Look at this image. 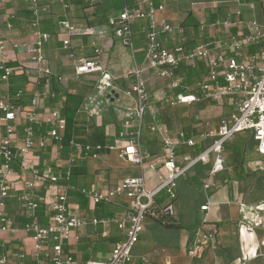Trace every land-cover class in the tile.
<instances>
[{"label": "built area", "instance_id": "obj_1", "mask_svg": "<svg viewBox=\"0 0 264 264\" xmlns=\"http://www.w3.org/2000/svg\"><path fill=\"white\" fill-rule=\"evenodd\" d=\"M11 0H0L1 8ZM14 1V0H12ZM32 10L36 20L32 23L35 28L34 38L31 42L9 41L18 51H24L25 55L17 66H12V59L8 56V43L0 27V82L9 83L11 75L26 68L31 76V82L36 86L35 93L27 105L15 103L23 95L18 91L14 96L8 94L0 98V264H8L9 256L5 250V240L2 233L17 231L11 226L7 213V202L15 197L23 207L27 208L30 220L26 222L24 230L28 231L34 239V247L31 252L37 264H44L50 261L51 264H75L74 257L64 250L65 242L72 239L76 229H82L92 224H108L110 219H88L74 214L69 204V191L72 189L70 182L73 177L72 167L76 163L78 155L86 157L96 156L105 147L101 144H93L70 139L67 153V169L65 175L55 173L50 167L43 170L31 167L29 154L34 149H45L51 143L56 145L59 151L65 149L64 135L67 128L66 119L63 117L60 107L45 108L42 105V98H55L60 96L52 89V79L56 76L59 82L65 83L70 77L65 74H55L51 69L48 58L45 54V46L51 35L41 30L40 17L47 11L48 0H21ZM85 3L94 4L102 0H83ZM264 11V0H260ZM59 3L66 11L69 8V0H59ZM252 8L256 4L250 3ZM161 8V7H160ZM158 8L154 1L147 2V10L130 8L125 6L118 14H111L108 17V25L112 28L114 35L121 39L125 46L132 50L134 55V29L133 22L136 20L145 21V48L142 63L136 61L134 56L133 83L131 91L135 98L136 107L128 112V118L124 121L127 130H123L119 137L126 138V143L118 151L121 159H127L137 164L142 169L146 168V156L142 153V133L144 129L143 119L149 112V91L147 80L143 76L145 70H154L155 74L169 81V86L181 90L171 103L193 104L203 99L220 101L231 100L232 111L227 116L220 117L217 133L209 130L199 134L204 140L207 136L214 137L213 142L205 148L199 156L184 158V164L178 163V149L184 145L194 146L197 144L196 137L189 136L184 131L174 135L170 129L158 121L156 116L151 115L148 128L152 133H158L162 138L164 147L163 155L156 157L150 168L156 170L162 166L167 174L157 172L158 182L150 187L145 174L140 176H129L122 182L106 191L81 188L80 192L93 203L115 204L119 197H126L129 200L127 212L123 219L115 220L118 227L124 231L123 239L115 244L109 257L104 261H89L88 264H133L136 258L133 253L134 246L140 242L144 231V223L148 218L154 220L162 213L158 209L155 200L162 192L168 194L170 204L163 209L178 222L175 212V201L177 199V182L187 175L189 169L199 162H209L214 155L210 175L224 170L225 155L224 145L230 139L236 137L240 132L251 131L256 140V151L264 156V22L257 19L243 21L238 19L237 26H248V32L244 30L226 37L217 38L194 48H187L184 45L167 47L161 34L172 35L175 32L184 33L182 25L157 22L155 12ZM7 20V27L13 28L11 13H4ZM225 26H232L231 15L223 20ZM1 23V22H0ZM60 25L66 30V37L62 40L63 48L70 50L69 58L75 62L73 74L76 78L88 75H97L96 93L99 97H107V94L115 88V82L102 64L94 58L77 57L72 48L71 35L77 33L78 29L71 24L67 17H64ZM207 23L201 21L200 28L205 29ZM94 28H87L81 34L93 32ZM242 30V29H241ZM94 54L98 55L100 50L97 42L93 44ZM204 63L206 73L203 78L189 84L187 77L190 70H196L199 64ZM187 68V71H183ZM130 75H126L128 79ZM44 80V89L40 85ZM45 113L47 116L45 117ZM20 121L24 125H20ZM42 124L48 125L44 134L37 136V127ZM22 126L21 134L19 128ZM134 128V130H131ZM110 148H113L110 146ZM20 158V171H31L33 179L25 181L23 189L17 194L13 193L15 177L14 162ZM61 179H64L61 181ZM50 181L56 185L57 193L50 202L52 217L48 226L39 223L38 209L41 198L37 190V184ZM209 181L204 183L209 188ZM209 203L201 206V210L208 209ZM254 226H258L259 216H254ZM195 240L189 247V252L194 256L204 246H209L213 251L218 248L214 231H204L199 228L195 232ZM51 242H53L51 244ZM25 258V254H19ZM138 264H162L152 256L142 254L137 257ZM244 263V262H243ZM242 263V264H243Z\"/></svg>", "mask_w": 264, "mask_h": 264}, {"label": "crops", "instance_id": "obj_2", "mask_svg": "<svg viewBox=\"0 0 264 264\" xmlns=\"http://www.w3.org/2000/svg\"><path fill=\"white\" fill-rule=\"evenodd\" d=\"M79 1L86 4L83 0H69L70 6L64 11L59 0H48L47 11L43 12L42 15L54 14L55 19L67 17L71 24L77 27L78 32L76 34H80L87 28H90H86V25H83V17L86 12L92 14V11L85 12L81 8V5L77 4ZM102 1L109 3L108 16L118 14L123 9L119 11L111 9L113 0ZM128 1L129 4L127 6L130 8L136 7L147 10V2L150 0ZM155 1L161 6L155 12L154 17L157 22L166 21L182 25L185 29L184 33L161 34L160 37L167 47L184 45L187 48H194L218 36L226 37L243 30L248 32L250 29L248 26H237L235 22L238 19H243V21L247 22L251 21V19H257L264 22V11L260 0ZM126 2L127 0H125ZM250 3L256 4V7L252 8ZM23 8L28 7L21 0H11L1 8L0 27L4 40L8 43V56L12 59V64L14 65H18L24 57L25 52L16 50L9 41L14 40L15 42H19L22 40L31 42L34 38L33 27L28 25L29 18L26 17L25 14L27 12ZM5 12H9L13 16L11 18L13 28L7 27ZM227 15H231L232 17V21L234 22L232 26H225L222 23V20ZM201 21L207 23L205 29L202 30L200 28ZM15 23L18 25H15ZM144 24L145 21L143 20L133 22L134 55L133 53H129V48L125 46L121 39H118L114 35L112 28L108 24L92 27L94 28L93 32L84 34L87 37L80 36L74 38L72 40V47L75 46V55L76 46L81 44L83 53L87 46L93 48L92 44L96 41L100 53L98 55L95 54L91 58L99 61L102 67L111 74L113 81L116 83L120 79L125 78L126 74H131L135 61L134 56L136 61L139 63L143 62L145 48ZM40 28L42 30V26ZM54 30L55 34H50L51 37L45 46V54L53 72L70 77V80L64 83L67 87L79 78H76L73 74L75 62L72 58H69L67 51L63 48L62 40L66 37V30L60 25L59 21L54 24ZM79 57L85 56L81 54ZM183 71H187V68H183ZM190 73L191 70L187 75ZM3 88L5 91L4 94L3 92L0 93V98H5L8 94L13 96L17 94L9 90L10 81L3 84ZM35 89L36 86L32 82L25 84L23 88V100L21 101L23 105L30 103ZM112 90L120 94L114 101H111L108 97H99L94 88L93 92L80 105L75 118L77 127L81 132L80 137L90 143L95 139L89 138L90 136L88 135L98 134V140L95 141L103 145L105 149L96 156L90 155V157H86L82 154H77L78 158L71 169L73 177L70 182L72 189L69 191V204L77 216L88 219H92V217L110 219L108 224L105 225L92 224L82 229H76L73 232L72 239L65 242L64 250L74 257L75 264H88L89 261L93 260L104 261L109 257L113 247L123 239L124 234V231L118 227L115 220L124 218L129 205V200L126 197H119L115 204L90 202L80 192L81 188L106 191L122 182L126 177L140 176L141 174H145L149 186L154 187L158 182L156 178L157 172L167 174V170L162 166H158L156 170L149 167L156 160V157L164 153L161 136L158 133H152L148 128L150 116L154 115L158 121L168 128L170 126L159 119L158 109L155 107L153 109L149 106V120L147 125L144 126L142 133L141 149L143 155L146 156V168L142 169L130 160L119 157L118 151L126 143V138L121 139L119 134L123 130H127L124 121L128 118V112L136 107V102L134 96L119 84ZM61 95L65 98L64 93H61ZM14 102H16L15 99ZM41 102L45 108L54 107L46 105L45 98H42ZM217 103H221V112L224 113L220 117L227 116L232 111L234 105L231 100L227 99L217 101ZM46 116L47 113H45ZM219 121L215 127L210 125L204 130L206 132L214 130L217 133ZM20 123V125H24L23 121H20ZM22 126L19 128L20 134ZM40 127L37 136L50 128L46 124ZM204 130H198L193 127L187 132L183 129L178 130L172 127L170 131L174 135L179 131H184L187 135L196 137L197 140V145H184L178 149V163L180 165L185 163V157L195 155V152L199 151L201 147L206 148L213 142L214 137L212 136H207L204 140L199 137V134L205 132ZM250 135H252L251 132ZM252 136V148L256 151V140L254 135ZM233 140L234 138L230 139L224 145L225 162L222 172L210 175L214 159V155H212L209 162L195 164L189 169L186 176L178 180L176 186L177 199L175 201V212L178 222L174 227H168L152 218L146 219L144 231L141 235L142 238L133 249V253L136 255L133 264H138L137 257L142 254L150 255L162 264H242L243 262V264H264V259H261L262 253L264 254V209L262 208L264 205V195L257 199L250 195L253 191L249 187L252 185H249L250 183L247 186L242 184L250 168L244 159L245 152L243 147H241L244 153L243 163L238 166L235 165L232 152L227 149V144ZM110 146L113 148H110ZM68 151H59L56 145L51 143L45 149H34L29 154V162L31 167H36L40 170L50 167L58 174L68 167L66 162ZM257 154L260 155L258 152ZM260 156L264 158V156ZM255 164L257 168L264 171L260 160L256 161ZM13 167L16 172L12 191L14 194H17L23 189L25 181L33 179V174L30 170L21 172L19 164L15 165L14 163ZM75 169L78 171L76 172ZM237 172L242 174V178L237 179L235 177L238 175ZM249 174H252V172H249ZM207 180L210 183L209 188H205L204 186ZM58 187L50 181L37 184V190L41 198L38 216L39 223L42 226L50 224L49 221L53 214L50 202L57 193ZM206 203H209L208 209L205 211L201 210V206L206 205ZM7 213L11 226L17 228L15 232L2 233L3 240H5V250L7 256H9L8 264H37L31 255L34 239H32L30 232L24 230L26 222L29 221L27 208L23 207L15 197H11L7 202ZM256 214H258V219L261 221L260 226L252 224ZM199 228L204 231H214L218 248L216 251H213L209 246H204L201 251L193 256L189 252V247L195 240L194 234ZM255 241H257V256L252 258L249 248ZM19 254H25L26 257L21 258ZM44 264H51V262L45 261Z\"/></svg>", "mask_w": 264, "mask_h": 264}, {"label": "trees", "instance_id": "obj_3", "mask_svg": "<svg viewBox=\"0 0 264 264\" xmlns=\"http://www.w3.org/2000/svg\"><path fill=\"white\" fill-rule=\"evenodd\" d=\"M154 4L157 8H160V4L158 2H156L155 0ZM113 5L111 7V9L113 8L114 10H121L122 8H124V6L129 4V1L127 0V2L125 3V0H113ZM79 5H81V8L84 9V11H92V14H89L88 12H86V14H84V21H83V25H86L87 27H97V26H102L103 24H107L108 23V13H109V8H108V4L107 2H96L94 4H90L87 3L83 4L80 1L77 3ZM92 5V6H91ZM24 10H26V17L29 18L28 21V25L32 26V23H34V21L36 20V16L34 14V12L32 10H30L29 8H23ZM88 9V10H87ZM63 18H54V14H45L42 15L40 17V26H42V30H44L45 32L54 35L55 34V30H54V24L57 23L58 21L60 22ZM15 25H18L17 23H15ZM33 31L35 32V28L33 27ZM87 37L84 34H76L73 33L71 35V41L74 38L77 37ZM84 42L87 43L86 40H84ZM73 50H75V46L72 47ZM68 55L70 53V50H66ZM81 54H84L85 57H92L94 56V49L90 46H87L86 49L84 50V52L82 53L81 50V44L76 46V56H81ZM12 66H17L16 64H11ZM205 66L204 63L199 64V66L197 67L196 70H192L191 69V73L189 74V76L187 77L188 83L189 84H193L195 81L200 80L203 78V75L206 73L205 71ZM29 70H27L26 68H23L21 71L14 73L13 75H11L10 78V91L13 93H18V91H23V88L25 86V84L31 82V76L28 73ZM145 73L143 74L144 77H146L147 72L148 73H152L153 75L155 74L154 70H146L144 71ZM55 74H59L58 72H54ZM164 80H167L164 78ZM47 80H44L42 82V84L40 85V89L43 90L44 89V84L46 83ZM79 81V82H78ZM74 83H72L71 86H65L64 83L59 82L55 77H53L52 79V85H53V90L55 92H57L58 94L60 93H64L65 98L63 95L61 96H56L55 98H46V105L48 106H54V107H60L61 108V112L63 114V117L66 119V124H67V128L65 131V135H64V140H65V149L63 151H68V144L70 143V139L73 138V136L79 140V141H83V142H88L86 139L81 138V132L79 131L78 127H77V123H76V115L80 109V105L83 103L84 99L88 97V95L90 93L93 92V89L95 88L96 84H97V80L96 79H90V80H84V79H80ZM120 86H122L124 89L131 91V87H132V83H133V76L130 75V77L128 79L122 78L121 80H119L117 82ZM3 84H5L4 82H0V93L3 92L4 94V88H3ZM70 85V84H69ZM169 88H171L170 86H168ZM176 90L175 93L178 94L181 90L179 89H174ZM24 95V92H23ZM23 95L22 97H20L18 100H15V103H19L22 104L21 101L23 100ZM211 100V99H210ZM213 101L212 104H214L215 100H211ZM23 105V104H22ZM43 125V124H42ZM41 125V126H42ZM41 128V127H40ZM39 127H37V134H38V130L40 129ZM131 130H134V128H132ZM46 131V130H45ZM44 132H41L40 135L44 134ZM39 135V136H40ZM88 136H90L89 138L98 140V134H89ZM92 141L93 144H100L97 141ZM91 142V143H92ZM199 144V143H198ZM197 145V144H196ZM242 144L241 142H237L234 145L227 144V149L229 151L232 152V157L234 158V162L235 165L238 166L240 164L243 163V152H242ZM205 150V147H201L199 151L195 152L196 154L193 156H199L201 154V152H203ZM16 161L14 162L15 165L20 166V158L17 157V152H16ZM53 167V165H52ZM264 167V166H263ZM18 169V168H17ZM19 170V169H18ZM64 171L60 172L62 173V175H65V171L66 169H63ZM76 170V169H75ZM78 170H76L77 172ZM238 171V170H237ZM237 176H235L237 179L238 178H242V174H240L239 172H237ZM64 179H61V181H63ZM166 200V201H165ZM171 201H169L168 199V194L166 192H162L160 195L157 196L155 203H157L156 205H158V209L162 211V213L160 214L159 217H157L156 220L162 222L163 224H165L168 227H174L177 222L175 221V219L172 218V216H170L169 214H167L166 212L163 211L164 208H166ZM39 212V210H38ZM39 215V214H38ZM30 220V216L28 217Z\"/></svg>", "mask_w": 264, "mask_h": 264}, {"label": "rangeland", "instance_id": "obj_4", "mask_svg": "<svg viewBox=\"0 0 264 264\" xmlns=\"http://www.w3.org/2000/svg\"><path fill=\"white\" fill-rule=\"evenodd\" d=\"M129 53L130 54L132 53V50L130 48H129ZM92 78L96 79L97 76L88 75L86 77L76 79L74 82L80 79H84L85 81L86 80L88 81ZM145 79L147 80V89L150 95L148 105L151 106V108L153 109L154 107L157 108L158 109L157 111L160 116L159 119L172 126L173 129H178V130L183 129L188 132L193 127H195V129L203 131L210 125L215 127L217 122L219 121L218 119L220 118V116L224 114L221 112V107H220L221 103L215 102L214 104H212L213 101H211L210 99H203L202 101L197 102L198 104H194V103L187 105L178 104V103L172 104L171 101H173V99L176 97L177 94L175 93L176 90H173L172 88L168 87L169 86L168 80H164V78H161L156 74L153 75L152 73H148V72L146 74ZM72 83L69 86H71ZM116 85H118L117 82L115 83V86ZM148 118H149V112L146 114V116L143 119L144 126L147 125L149 120ZM170 126L169 129L171 130L172 127ZM250 132L251 131H244L238 133L236 135L237 137L234 138V140L228 144H230L231 146L234 143L241 142L245 152L244 159L249 164V168H250V170H248L247 172L248 174L249 172H252V174L249 175L246 174V176L244 177L245 178L244 183L242 184L244 186L245 185L247 186V184L250 183L249 185L252 186H250L249 189L253 191L250 193V195L259 199L260 196L264 195V171L257 168L255 163L256 161L260 160L261 164L264 166V158L258 155L255 150H253L252 148L253 136L250 135ZM252 224H254L253 221ZM256 256L257 254H252V258ZM261 259H264L263 253L261 255Z\"/></svg>", "mask_w": 264, "mask_h": 264}, {"label": "bare ground", "instance_id": "obj_5", "mask_svg": "<svg viewBox=\"0 0 264 264\" xmlns=\"http://www.w3.org/2000/svg\"><path fill=\"white\" fill-rule=\"evenodd\" d=\"M260 207V206H259ZM262 208L264 209V205L262 206ZM258 212V211H257ZM258 215V214H257ZM263 218V217H262ZM257 221V225L258 226H260V224H261V221L260 220H256ZM264 233V232H263ZM260 235V234H259ZM263 235V234H262ZM251 236H252V234H251ZM259 239V238H258ZM257 239V240H258ZM260 240V239H259ZM263 243V242H262ZM261 246V245H260ZM256 247H257V241H255L251 246H250V248H249V250H251L252 251V254H257V250H256Z\"/></svg>", "mask_w": 264, "mask_h": 264}, {"label": "water", "instance_id": "obj_6", "mask_svg": "<svg viewBox=\"0 0 264 264\" xmlns=\"http://www.w3.org/2000/svg\"><path fill=\"white\" fill-rule=\"evenodd\" d=\"M119 93H117L115 90H112L110 93L107 94V97L111 100L114 101L115 98L119 97Z\"/></svg>", "mask_w": 264, "mask_h": 264}]
</instances>
